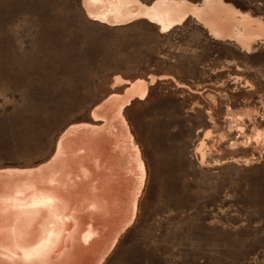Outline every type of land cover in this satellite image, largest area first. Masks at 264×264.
Wrapping results in <instances>:
<instances>
[{"label":"rangeland","instance_id":"obj_1","mask_svg":"<svg viewBox=\"0 0 264 264\" xmlns=\"http://www.w3.org/2000/svg\"><path fill=\"white\" fill-rule=\"evenodd\" d=\"M222 1L254 17H218L225 34L263 35L0 0V171L48 165L71 125L100 127L95 106L146 83L119 111L144 164L136 214L99 264H264V0Z\"/></svg>","mask_w":264,"mask_h":264},{"label":"bare ground","instance_id":"obj_2","mask_svg":"<svg viewBox=\"0 0 264 264\" xmlns=\"http://www.w3.org/2000/svg\"><path fill=\"white\" fill-rule=\"evenodd\" d=\"M82 3L90 19L109 25L144 18L166 32L194 16L205 20L218 38L237 37L247 43L263 35L225 34L218 17L228 21L233 12L243 18L244 28L246 20L254 17L222 0ZM145 91L146 83L137 80L123 98L108 96L91 113L94 121L104 123L71 125L58 139L48 165L0 171V264H99L103 260L136 214L144 164L119 111Z\"/></svg>","mask_w":264,"mask_h":264}]
</instances>
